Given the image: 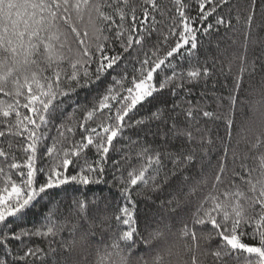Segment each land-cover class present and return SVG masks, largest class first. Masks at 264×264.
I'll list each match as a JSON object with an SVG mask.
<instances>
[{
    "label": "snow or ice",
    "instance_id": "snow-or-ice-1",
    "mask_svg": "<svg viewBox=\"0 0 264 264\" xmlns=\"http://www.w3.org/2000/svg\"><path fill=\"white\" fill-rule=\"evenodd\" d=\"M258 16L264 0H0V264H264Z\"/></svg>",
    "mask_w": 264,
    "mask_h": 264
},
{
    "label": "trees",
    "instance_id": "trees-1",
    "mask_svg": "<svg viewBox=\"0 0 264 264\" xmlns=\"http://www.w3.org/2000/svg\"><path fill=\"white\" fill-rule=\"evenodd\" d=\"M238 6H242V4ZM226 11L227 10H225V12ZM262 22H264V20H262L258 16L256 23L259 24ZM233 24H234V28L228 31L227 34H225L223 31L221 32V36L223 37V40L221 41V49H223L226 45H231V47L228 50L229 54L231 52H239L240 45L243 43V39H244L243 26H237L235 25V22H233ZM232 40H236L237 43L235 45H232ZM210 52L213 55L216 54L214 48L210 49ZM221 59H223V57H221ZM213 83L214 81H209V84H208L209 92L215 90L218 95H223L224 97H227L229 95V92L231 91V87H232V81L230 78L225 80L223 76L219 77L218 81L215 82L216 83L215 89H213L212 87ZM224 85H227V87H224ZM259 88H260L259 78L250 80L247 77H245L241 85V89L239 90V93H238V99L236 101L235 120H236L237 125H239L248 115L247 105L244 103L246 100L251 99V97L248 94L252 92L254 89H259ZM219 103L221 104V107L216 109V102L213 101L211 108L209 110L216 109L217 111L221 113H225L229 110V104H228L227 99H224L220 101ZM210 126L213 127L215 130L219 131L220 135H223L224 129H223L222 122L218 121L215 125H210ZM215 134H216V131L213 132V135ZM235 143H236V140L234 139L233 145H235ZM110 178L111 177H109V179ZM68 191H71V189H68ZM86 191H87L88 196H92L93 193H98V194L110 197L114 202L117 198L116 190L110 189L107 185H93V186H90L89 189H87ZM143 207L144 205L141 204V208ZM29 219L34 220L35 217L30 216ZM150 223L154 225L155 222L151 220L150 216L146 217L145 214L142 212L141 217H140V223H139V227H140L142 234L145 233V229L148 228ZM104 227H106V225ZM176 227H179V225H176ZM101 230L102 229L100 227H97L95 229V231L98 234L96 238L97 241L99 240V233L101 232ZM105 239H107V237H105ZM143 251L144 249L143 247H141V252Z\"/></svg>",
    "mask_w": 264,
    "mask_h": 264
}]
</instances>
